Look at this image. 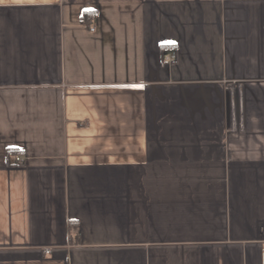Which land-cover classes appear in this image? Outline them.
Here are the masks:
<instances>
[{
  "label": "crops",
  "instance_id": "1",
  "mask_svg": "<svg viewBox=\"0 0 264 264\" xmlns=\"http://www.w3.org/2000/svg\"><path fill=\"white\" fill-rule=\"evenodd\" d=\"M0 264H264V0H0Z\"/></svg>",
  "mask_w": 264,
  "mask_h": 264
},
{
  "label": "built area",
  "instance_id": "2",
  "mask_svg": "<svg viewBox=\"0 0 264 264\" xmlns=\"http://www.w3.org/2000/svg\"><path fill=\"white\" fill-rule=\"evenodd\" d=\"M92 30H94V29H92ZM172 58H175V57L174 56H171L170 59H172Z\"/></svg>",
  "mask_w": 264,
  "mask_h": 264
}]
</instances>
